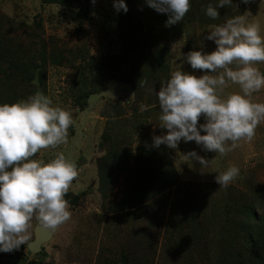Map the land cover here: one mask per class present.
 I'll list each match as a JSON object with an SVG mask.
<instances>
[{
    "label": "rangeland",
    "instance_id": "rangeland-1",
    "mask_svg": "<svg viewBox=\"0 0 264 264\" xmlns=\"http://www.w3.org/2000/svg\"><path fill=\"white\" fill-rule=\"evenodd\" d=\"M190 2L196 19L167 26L142 0H125L127 12L114 0H0V104L40 91L69 111L68 142L34 159L63 152L78 170L65 197L71 219L55 232L33 219L30 242L38 227L45 235L39 248L0 251V264H254L239 241L227 245L226 223L248 202L264 221V122L226 156L195 141L156 148L153 138L168 131L158 119L162 84L177 70L205 74L186 54L214 51L209 26L246 11L264 35V0H232L216 20L206 8L219 0ZM239 91L230 84L225 96ZM252 99L264 103V90ZM193 150L210 160L204 173L186 156ZM232 166L239 175L217 185Z\"/></svg>",
    "mask_w": 264,
    "mask_h": 264
},
{
    "label": "clouds",
    "instance_id": "clouds-1",
    "mask_svg": "<svg viewBox=\"0 0 264 264\" xmlns=\"http://www.w3.org/2000/svg\"><path fill=\"white\" fill-rule=\"evenodd\" d=\"M96 2L92 0L93 5ZM242 2L249 4L252 0ZM146 3L169 14L167 26L184 21L191 9L190 0ZM231 4L232 0H219L217 6L209 4L206 15L216 20L220 16L217 8ZM114 7L128 11L125 0H114ZM206 39L215 42L214 51L205 54L193 50L186 54V62L205 74L174 71L156 93L159 126L168 131L154 136L153 147L165 144L177 148L181 140L195 141L205 152L226 156L239 142H251L264 122V103L252 99L254 93L264 90V72L258 67L264 64V35L259 23L249 22L246 11L223 24L209 26ZM230 84L238 85L240 91L225 96ZM201 117L206 123H199ZM73 124L71 113L54 106L40 91L26 100L0 104V251L29 245L33 219L51 232L71 219L65 197L78 178L76 164L63 152L47 163L34 157L66 144ZM186 156L200 165L201 173L210 164L194 150ZM238 175L239 169L232 166L215 175L214 182L227 187Z\"/></svg>",
    "mask_w": 264,
    "mask_h": 264
},
{
    "label": "trees",
    "instance_id": "trees-1",
    "mask_svg": "<svg viewBox=\"0 0 264 264\" xmlns=\"http://www.w3.org/2000/svg\"><path fill=\"white\" fill-rule=\"evenodd\" d=\"M146 1V0H142ZM143 5H148L144 4ZM191 7H194L191 5ZM155 12V11H154ZM161 19L166 22L169 19L168 13H162ZM187 15L188 19H196V15L191 9ZM252 202L244 205V216L241 219L231 218L227 221L230 234L228 235L227 245L233 246V243L239 241L241 244L242 254L254 260V264H264V221H258ZM31 264H38L33 261ZM138 264V263H137ZM146 264V263H143Z\"/></svg>",
    "mask_w": 264,
    "mask_h": 264
},
{
    "label": "water",
    "instance_id": "water-1",
    "mask_svg": "<svg viewBox=\"0 0 264 264\" xmlns=\"http://www.w3.org/2000/svg\"><path fill=\"white\" fill-rule=\"evenodd\" d=\"M35 235H36L35 239L29 242L30 244L28 245L29 248L32 250H37L39 248V244L45 237L42 229L39 227L35 229Z\"/></svg>",
    "mask_w": 264,
    "mask_h": 264
}]
</instances>
